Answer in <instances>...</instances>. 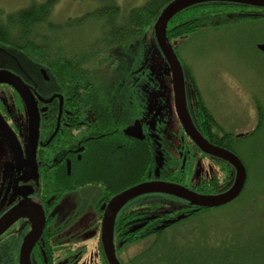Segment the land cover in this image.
Returning a JSON list of instances; mask_svg holds the SVG:
<instances>
[{"label":"flooded vegetation","instance_id":"obj_1","mask_svg":"<svg viewBox=\"0 0 264 264\" xmlns=\"http://www.w3.org/2000/svg\"><path fill=\"white\" fill-rule=\"evenodd\" d=\"M121 46L103 51L101 60H110L108 74H112L107 80L109 75L104 73L103 87H96L89 63L85 64L87 75L80 78L82 90L70 91L49 62L0 44V72L16 75L30 91L25 100L11 84L0 83V218L27 201L41 207L45 226L31 252V264H36L38 251L45 258L48 245L54 248L50 255L55 264H77L83 255L81 242L95 234L108 264L101 243L104 208L116 195L142 183L170 182L205 195L217 192L211 187L207 193V186L220 176V169L208 178H196V171L199 158L209 160L213 168L223 159L205 154L182 127L172 78L166 84L165 74L160 72L158 77L154 68L149 72L142 69L134 49L126 56L116 53ZM128 57L132 63L129 72L125 71ZM185 80L186 105L194 126L210 143L226 148L223 128L203 132L198 95L186 73ZM30 109L33 116L37 112L39 123L37 177L23 178ZM192 206L167 193L133 198L115 219V249L121 250L118 240L166 231L178 211L197 208ZM34 225L31 218L21 217L0 236H10L18 244L15 264H20L23 242Z\"/></svg>","mask_w":264,"mask_h":264},{"label":"trees","instance_id":"obj_2","mask_svg":"<svg viewBox=\"0 0 264 264\" xmlns=\"http://www.w3.org/2000/svg\"><path fill=\"white\" fill-rule=\"evenodd\" d=\"M171 1L145 0L140 6L123 8L118 0H99L96 8L80 14V18L74 20V17H69L63 21L54 18L53 10L58 0L32 1L24 9L8 13L1 8L0 44L22 50L36 60L41 57L46 64L49 62L52 65L50 69L59 70L70 91L82 90L84 81L80 78L87 75V65L90 63L94 69L96 87H103L100 85L106 79L105 75H98L100 71L94 68L103 67L106 62L101 60L103 51L143 39L149 31L154 30L159 14ZM95 22H98L97 32L92 26ZM85 26L89 27L92 38H84L85 34L80 29ZM167 37L198 95L200 127L203 132L211 134L212 130L218 132L222 127L205 104L203 93L189 65L180 57L181 45H178L181 41L195 39V42L202 45L203 42L208 45L210 42L223 44V50L230 53L226 61L234 62L235 65L240 62L246 69L252 70L264 91V53L257 47L259 43H264V8L225 2L202 3L177 14L169 22ZM33 50H38L39 55L32 54ZM218 52L214 50L211 54ZM73 61H77L76 64ZM263 91L261 94L254 92L259 98L257 125L251 132L240 135L226 132L227 138L223 144L241 159L247 170V182L242 194L221 207L208 209L196 206L195 210H180L175 217L172 216L175 222H171L166 231L157 232L154 236L116 241L121 249L140 246L134 256L122 264H264ZM218 165L222 176L215 177L214 183L207 184V189H217L213 194L231 187L236 175L233 166L226 161L220 160ZM210 189L207 193H210ZM243 198L247 201L242 202ZM253 206V215H248V219L242 217L241 212H247ZM227 208L233 209V215L229 211L226 218L221 217L219 212ZM214 213L219 215L214 223L222 231L211 221L215 216L211 214ZM244 219L248 220L247 224ZM9 239L10 236L6 235L0 239V264H15L19 248L18 244ZM53 249L48 245L44 259L42 253L36 252L37 260L34 263L55 264L50 255Z\"/></svg>","mask_w":264,"mask_h":264},{"label":"rangeland","instance_id":"obj_3","mask_svg":"<svg viewBox=\"0 0 264 264\" xmlns=\"http://www.w3.org/2000/svg\"><path fill=\"white\" fill-rule=\"evenodd\" d=\"M32 1L34 0H0V9L2 8L5 13L13 12V10L24 9V7L28 6ZM41 1L43 2L45 0H37L36 2ZM118 1L123 8H132L142 5L145 0ZM98 2L99 0H58L53 10L54 18H56V21H63L69 17H74L75 20L80 18L78 17L80 14L96 8ZM92 26L97 32L98 22H95ZM80 30L85 34L84 38H92L88 26H85ZM217 40L214 41L216 42ZM180 45V57L189 65V68L191 72H193L195 80L203 93L205 104L208 105L212 114L215 116L217 123H219L224 129V132L231 131L235 135H240L244 132H251V130L257 125L256 123L258 119L257 104L259 98L254 92L257 91V93L261 94L263 91L262 87L260 88V85H258V80L255 79L252 70L246 69L244 65L240 64L238 61L236 65L234 62L230 63L229 61H226V56L230 53H226V51L223 50L225 49L223 44L210 42V45H208L206 42H203L202 45V43L195 42L194 39L192 41H181L178 46ZM133 49L135 53H139L138 55L140 62L142 63V69L149 72L150 68H154L155 75L160 77L161 72L165 74L166 84L171 83V73H169L170 71L167 63L163 59L164 57L157 46L156 40H154V30L149 31L143 39H136L125 46H121L122 51L118 47L115 49V52L118 53L120 51L126 56L127 54L129 55V51ZM214 50L219 52L212 55L211 53ZM32 52V54L39 55L38 50H33ZM223 53L226 54L224 55ZM130 61L131 57H128V61L125 62V71L129 72V70L132 69V63H130ZM110 63V60H107L103 67L96 66L94 68H100V75L104 76V73L107 75L108 72L111 71ZM111 78L112 74L109 75L107 80H110ZM127 78L129 79V76H127ZM142 80V84L145 85V77H142ZM62 81L64 82L65 80L63 79ZM199 160L196 178H200L201 175H205V177L208 178L213 171L218 173V169H221V167L219 168L218 163H215V168H213L209 160H202L200 158ZM220 176H222V173ZM247 191H252V189H247ZM246 201L247 200L243 198L242 202ZM233 209H235V207H233ZM233 209L227 208L222 210V212H219V214L221 217L226 218V214L229 211H231L230 215H233ZM245 211L241 212L242 217L248 219V215H253L254 206L249 211ZM211 215L212 217L215 215L211 219L213 225L221 230V228L214 223L215 218H219L218 213ZM246 219H244V221H246ZM249 225L251 224L249 223ZM95 235L96 236L90 237L88 240L81 242L83 246V255L77 264H105L102 251L100 250V239L98 234ZM139 247V245H134V247H124L119 251L116 249V253L120 258V261L126 263L129 258L134 256Z\"/></svg>","mask_w":264,"mask_h":264},{"label":"water","instance_id":"obj_4","mask_svg":"<svg viewBox=\"0 0 264 264\" xmlns=\"http://www.w3.org/2000/svg\"><path fill=\"white\" fill-rule=\"evenodd\" d=\"M232 3L240 5H248L252 7L264 8V0H173L168 3L167 7L159 14L158 20L154 25V39L156 40L159 50L162 52L165 62L168 64L169 71L171 73L172 84L175 95V106L177 116L181 122L182 127L193 140V142L201 149L205 154H209L213 157L223 159L228 164L232 165L236 171L234 183L228 189L221 191L218 194H197L180 184H173L170 182H153V183H142L141 185L132 187L129 190L121 192L116 195L110 203L104 208L103 223L101 227V243L103 247V253L105 254L106 261L108 264H120L115 249L114 242V226L116 222L117 214L121 211L122 207L131 201L135 197L142 196L143 194L156 193H167L172 196H177L185 201H189L191 205L203 208H215L221 207L228 203H231L234 199L238 198L246 185L247 170L241 159L231 150L221 148L213 145L204 138L198 131L197 127L194 126L191 116H189L187 105H186V94H185V72L183 65L179 60L176 51L173 48V44L167 37L169 22L181 11L191 8L192 6L202 5V3ZM258 50L264 53V43L257 45ZM7 82L11 84L15 89L19 90L21 95L27 99L30 91L21 79L16 75L8 71L0 72V83ZM31 127L29 130V142L28 150L26 154V161H24L23 178L27 176L37 177V167L35 161V149L37 142V130H38V114L30 109ZM33 117V119H32ZM16 154H20V151ZM19 160V159H18ZM21 217L31 218L35 225L34 229L23 242L22 249L20 252L21 261L20 264H31V252L41 237L45 226V214L41 207L33 202H25L20 206L12 209L7 215L0 218V236L4 234L13 223ZM183 217V216H181ZM171 222H175L172 220ZM170 222V223H171Z\"/></svg>","mask_w":264,"mask_h":264},{"label":"bare ground","instance_id":"obj_5","mask_svg":"<svg viewBox=\"0 0 264 264\" xmlns=\"http://www.w3.org/2000/svg\"><path fill=\"white\" fill-rule=\"evenodd\" d=\"M170 73V72H169ZM170 80H171V77H170Z\"/></svg>","mask_w":264,"mask_h":264}]
</instances>
